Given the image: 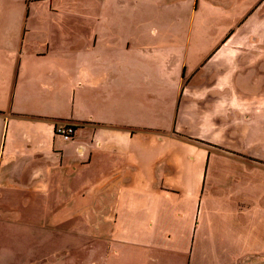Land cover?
I'll return each mask as SVG.
<instances>
[{"label": "crops", "instance_id": "0c3cea01", "mask_svg": "<svg viewBox=\"0 0 264 264\" xmlns=\"http://www.w3.org/2000/svg\"><path fill=\"white\" fill-rule=\"evenodd\" d=\"M0 264H264V0H0Z\"/></svg>", "mask_w": 264, "mask_h": 264}, {"label": "built area", "instance_id": "2783aa9c", "mask_svg": "<svg viewBox=\"0 0 264 264\" xmlns=\"http://www.w3.org/2000/svg\"><path fill=\"white\" fill-rule=\"evenodd\" d=\"M57 133L63 135L65 139H69L76 133V124L61 121L57 127Z\"/></svg>", "mask_w": 264, "mask_h": 264}]
</instances>
